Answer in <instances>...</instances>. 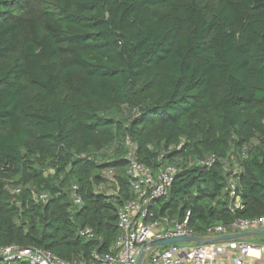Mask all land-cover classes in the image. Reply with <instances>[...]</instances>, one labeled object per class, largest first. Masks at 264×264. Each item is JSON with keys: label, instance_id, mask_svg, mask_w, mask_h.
I'll return each mask as SVG.
<instances>
[{"label": "trees", "instance_id": "1", "mask_svg": "<svg viewBox=\"0 0 264 264\" xmlns=\"http://www.w3.org/2000/svg\"><path fill=\"white\" fill-rule=\"evenodd\" d=\"M126 137L142 163L177 166L154 218L190 208L200 231L263 214L264 0H0V245L108 252L132 198ZM210 153L241 207L222 161L194 162Z\"/></svg>", "mask_w": 264, "mask_h": 264}, {"label": "built area", "instance_id": "2", "mask_svg": "<svg viewBox=\"0 0 264 264\" xmlns=\"http://www.w3.org/2000/svg\"><path fill=\"white\" fill-rule=\"evenodd\" d=\"M125 143L128 148L124 173L132 198L126 200L117 211L118 236L113 247L103 254L93 251V262L90 264H264L263 243L254 244L242 237L220 239L223 235L264 231V213L252 218H233L228 223H212L200 231L191 225L190 208L184 211L180 219L166 216L154 218L151 206L168 195L177 166L162 161L161 155L157 158L159 164L154 167L142 163L135 157L134 145L128 137ZM244 154L245 149L242 156ZM218 160L224 164V191L228 197V208H239L242 206L240 186L238 178L229 172L228 161L210 153L194 162L209 168ZM106 174L118 191L119 186L112 172L108 170ZM15 192H19V189L16 188ZM70 193L73 205L81 206L83 200L75 184L70 186ZM34 197L45 201L48 195L39 192ZM78 234L88 239L95 237L90 227L80 228ZM176 237H195L196 240L158 244ZM16 261L28 264H86L65 260L44 248L0 245V263Z\"/></svg>", "mask_w": 264, "mask_h": 264}, {"label": "water", "instance_id": "3", "mask_svg": "<svg viewBox=\"0 0 264 264\" xmlns=\"http://www.w3.org/2000/svg\"><path fill=\"white\" fill-rule=\"evenodd\" d=\"M249 234L248 232H243V233H236L232 235H223L220 237V239H227V238H236V237H243ZM258 234L264 235V231H259ZM188 240H196L195 237H176V238H169L165 239L163 241H160L158 244H167V243H173V242H180V241H188ZM141 259V256L138 260V263Z\"/></svg>", "mask_w": 264, "mask_h": 264}, {"label": "rangeland", "instance_id": "4", "mask_svg": "<svg viewBox=\"0 0 264 264\" xmlns=\"http://www.w3.org/2000/svg\"><path fill=\"white\" fill-rule=\"evenodd\" d=\"M104 159H105V155H101V157L99 158L100 161L104 160ZM189 160H192V158H189ZM250 232L251 233L247 234L246 236H244L242 238L244 240H246L248 242H251V243H254V244H261V243L264 244V235H261V234H258V233H252V231H250ZM162 246L165 247L166 245H162Z\"/></svg>", "mask_w": 264, "mask_h": 264}]
</instances>
